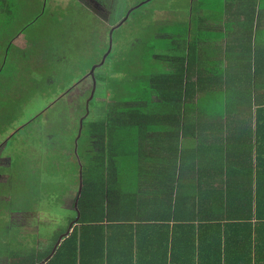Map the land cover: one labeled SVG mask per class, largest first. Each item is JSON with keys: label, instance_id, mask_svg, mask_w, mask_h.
Instances as JSON below:
<instances>
[{"label": "trees", "instance_id": "1", "mask_svg": "<svg viewBox=\"0 0 264 264\" xmlns=\"http://www.w3.org/2000/svg\"><path fill=\"white\" fill-rule=\"evenodd\" d=\"M223 4L210 10L224 20L222 31L182 23L146 26L117 57L112 69L117 80L108 83L98 75L108 98L103 116L91 119L86 100L77 143L80 124L58 139L69 156L50 155L33 167L13 154L11 168L0 167L2 178L12 176L5 186L0 182V215L31 211L36 204L34 209L41 208L50 197L60 202L72 186L78 187L77 201L81 169L83 178L78 209L66 214L68 226L39 231L36 257L23 253V247L13 252L19 246L9 235L0 240V250H6L1 255L16 264H264V30L253 21L256 5L247 22L227 15ZM209 40L216 43H200ZM65 56L45 46L38 53L17 50L10 56L0 68V125L9 115L3 113L28 101L21 81L32 88L50 82V69L60 67ZM32 59L39 62L35 69ZM7 79L19 83L9 86ZM56 105L37 116L41 130L42 118ZM154 128L161 138L149 140L146 151L147 131ZM45 132L38 133L42 149L50 147ZM232 157L236 170L230 167ZM233 172L242 179L230 189L224 182L232 183L223 178L236 177ZM25 173L33 177L21 181ZM196 206L211 212L192 217ZM74 221L72 232L42 263ZM194 221L201 223L198 233L191 228L184 238L177 234V228L193 227ZM0 224L1 232L4 224L10 226L3 218Z\"/></svg>", "mask_w": 264, "mask_h": 264}, {"label": "rangeland", "instance_id": "2", "mask_svg": "<svg viewBox=\"0 0 264 264\" xmlns=\"http://www.w3.org/2000/svg\"><path fill=\"white\" fill-rule=\"evenodd\" d=\"M186 2L187 0H0V33L3 34V27H7L6 33L0 36L1 68L17 50L38 53L39 48L45 46L51 53L66 52L60 67L50 69V73H54L50 82L43 81L32 88L21 81L28 90V101L15 112L3 113L9 115L1 118L3 124L0 125V130L3 133L0 134V167L10 169L14 158L18 159L20 156L24 157L22 161H29L33 167H41L50 155L69 156L70 150L59 147L58 139L74 132L81 125L84 102L89 101V117L95 120L103 116L108 106L105 86L100 84L98 75L104 74L108 83L117 80V76L112 74L117 57L128 51V46L141 36L146 26L160 21L158 9L171 4L185 8ZM179 16L184 17L181 13ZM112 27H115L111 34L112 45L103 65L95 70V85L88 76L108 49H105V45L108 44ZM65 38H68L69 43ZM8 42H12V46L5 48ZM32 61L35 69L39 62ZM7 82L10 83L9 86L19 83L17 79H7ZM52 104L58 105L53 106L52 112L44 115V128L41 130L40 120L36 118ZM44 130L50 147L44 146L42 149L38 133L42 135ZM6 174L7 177L0 176L3 186L7 184L4 181L12 177L9 173ZM25 174L21 181L33 177ZM15 178L16 174L11 180ZM77 191L78 187L72 186L60 202L50 197L47 199L48 203L44 202L41 208L34 209L38 205L36 204L31 211L12 213L7 210L0 215L4 221L13 223L12 226L24 228V234L33 233L38 237L32 246L23 245V253L31 252L37 242H40L39 231L47 232L48 228L56 232L59 228L68 226L66 214L72 216L74 208L76 209ZM3 198L6 201L10 199L9 196ZM59 214L65 215V219ZM6 229L10 231L11 225ZM47 237L49 236L43 238ZM25 241L31 240L25 238Z\"/></svg>", "mask_w": 264, "mask_h": 264}, {"label": "crops", "instance_id": "3", "mask_svg": "<svg viewBox=\"0 0 264 264\" xmlns=\"http://www.w3.org/2000/svg\"><path fill=\"white\" fill-rule=\"evenodd\" d=\"M174 1V0H172ZM221 0H216V4H218ZM224 1V4L226 6V14L227 15H239L240 20H245V21H250V19L245 18L246 15H248L247 13L249 11H251V7H255L256 5V15L254 18V22H258L260 29L259 30H264V9L260 8L264 7V0H222ZM215 4V0H187L186 2V7L183 8L178 7V5H174L171 4L169 7L163 6L162 8L158 9L159 11V17H160V21H156L158 23L155 22V24H159V25H173L175 23H182L183 25L188 24L189 27L194 28V27H198L200 29H206V30H210V31H222L225 30V24H224V20L219 18V16H217L216 14H212L210 12V10H215V6H217ZM208 8V10H206ZM261 9V10H260ZM260 10V11H259ZM182 14L184 17L181 18L179 16V14ZM192 14H195V16L192 18ZM259 14V18L257 19L256 17ZM228 19V18H227ZM256 27L258 28V26H253L254 29H256ZM178 28H175V30H177ZM249 31V30H248ZM162 37H166L168 38V35L163 34ZM220 42V41H218ZM201 45H210V43H216V40H209L206 41V43L204 42H200ZM6 48V47H5ZM7 50H5L6 52ZM5 54V53H4ZM1 68V67H0ZM151 131H147L148 132V136L146 137V141L145 143L146 145V151H148L151 148V145H149L148 141L151 139H159L161 138L160 136H154V133H156L155 128L154 129H150ZM159 133L164 132L163 129L161 127H159L158 130ZM194 141V140H193ZM232 164H230V167L233 170H236V161H234V158L232 157ZM194 160V159H193ZM193 162V161H192ZM192 162L188 163V164H192ZM183 173H180V176ZM233 174L236 177H229V178H223L224 181L229 180L232 184H228L226 182L225 186L228 185L230 189H234L237 188L238 184H233L237 181H240L242 178L241 176H238L237 173ZM178 174L175 176L177 178ZM234 186V187H233ZM237 190V189H236ZM211 212V208L210 207H198L196 206L195 209L193 210L192 217H207L205 214L206 213H210ZM171 223V222H170ZM193 223V227H181V228H177V234H181L182 238H184L185 233L187 230L189 229H194L195 233L199 231L200 225L201 223H198L197 221L191 222ZM127 224V223H126ZM11 225V229L9 231V233L6 232V227L8 225L4 224L3 228L5 232H1L0 231V240L6 239L7 235L12 236L13 238H17V241L15 242V244L17 246H19V248L14 247L12 249L13 252H16L18 250H20V247H23V245H25L26 247H28L29 244H34L36 241L37 236L34 235L33 233H25L24 234V228H22L21 226H12L13 223H10ZM2 229V225L0 224V230ZM171 230L172 228L170 227L169 229V239L167 242V246L170 247L171 242H170V235H171ZM163 235H164V230H161ZM184 233V234H183ZM131 235V234H130ZM133 237H136V235H132ZM138 237H142L141 239L145 240L146 235L144 234H137ZM150 236L147 235V243L150 242ZM25 238H30V242L25 241ZM153 245V244H151ZM21 251V250H20ZM23 251V250H22ZM0 252H6V250H0ZM36 252L35 248L33 250H31L30 255L33 257H36V255H34ZM154 254V252H153ZM134 257H136V253L133 252ZM148 259V257H147ZM13 260L10 259L9 255H1L0 253V264H10ZM180 261L182 262V249L180 252ZM43 263V262H42ZM11 264H16L15 262H12Z\"/></svg>", "mask_w": 264, "mask_h": 264}, {"label": "water", "instance_id": "4", "mask_svg": "<svg viewBox=\"0 0 264 264\" xmlns=\"http://www.w3.org/2000/svg\"><path fill=\"white\" fill-rule=\"evenodd\" d=\"M114 29H115V27H112V29H111V31L109 33L108 49H107L106 53L103 55L101 61L96 66L93 67V69L90 71V74L88 76V77H91L93 79L95 85H96V81H95V70H96V68L98 66H101L104 63L105 58H106V56L108 55V53L110 51V48H111V45H112L111 34H112V32H113ZM93 93H94V91H93ZM88 104H89V101H87V106H88ZM87 114H88V112H87ZM81 130H82V120H81V127H80V131H79V135H78V137L76 139V143H77V140L79 139V137L81 135ZM76 150H77V148H76ZM82 187H83V178H82V169H81V171H80L79 192H78V196H77V201L75 203L76 209H78V199H79V197L81 195ZM79 217H80V214H78L77 219H79ZM73 227H74V222L70 224V227H69L68 231L59 238V240H58V242H56V244H55V246H54L51 254L47 257L46 260L43 261V263H45L48 259H50V257L55 253V251H56L58 245L61 243V241L72 232Z\"/></svg>", "mask_w": 264, "mask_h": 264}, {"label": "clouds", "instance_id": "5", "mask_svg": "<svg viewBox=\"0 0 264 264\" xmlns=\"http://www.w3.org/2000/svg\"><path fill=\"white\" fill-rule=\"evenodd\" d=\"M99 67V66H98Z\"/></svg>", "mask_w": 264, "mask_h": 264}]
</instances>
